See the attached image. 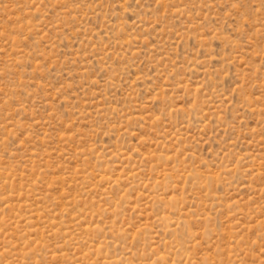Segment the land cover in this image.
I'll use <instances>...</instances> for the list:
<instances>
[{
	"label": "rangeland",
	"instance_id": "1",
	"mask_svg": "<svg viewBox=\"0 0 264 264\" xmlns=\"http://www.w3.org/2000/svg\"><path fill=\"white\" fill-rule=\"evenodd\" d=\"M0 264H264V0H0Z\"/></svg>",
	"mask_w": 264,
	"mask_h": 264
}]
</instances>
